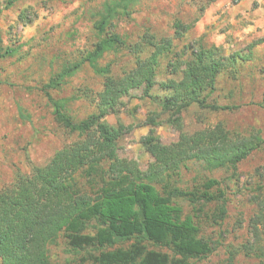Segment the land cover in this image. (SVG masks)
<instances>
[{
    "label": "rangeland",
    "instance_id": "1",
    "mask_svg": "<svg viewBox=\"0 0 264 264\" xmlns=\"http://www.w3.org/2000/svg\"><path fill=\"white\" fill-rule=\"evenodd\" d=\"M126 2L0 0L1 47L3 52L9 51L0 59V191L80 140L54 123L47 95L61 101L64 112L75 122L83 121L101 108L108 91L106 79H116L134 68V56L127 48L103 53L93 68L86 63L108 35L118 36L127 46L140 43L146 35L170 39L174 53H184V60L199 45L219 47L225 57H249L238 62L234 72L221 73L215 92L204 96L205 106L233 110L191 105L175 117L159 114L156 104L170 97L160 85L179 80L167 69L170 59L161 60L150 78V91L144 86L134 89L119 107L106 112L105 123L123 131L117 142L119 160L132 161L146 172L163 163L160 159L169 145L217 127L232 136L258 132L264 141V112L259 107L264 94V44L254 46L264 37V0H218L203 12L206 0ZM106 16L111 18L101 34L94 27ZM176 24L188 27L181 37L175 34ZM98 69L108 72L101 75ZM158 114L156 128L144 126ZM207 179L221 182L227 216L219 225L203 226L202 236L214 251L193 264H260L241 252V247L253 243L251 222L257 208L252 198L264 185V145L238 166L234 177L224 170L209 172L201 163H188L176 186L186 189ZM176 204L185 215L191 213L188 203L178 200ZM261 240L264 244V235ZM80 257L63 236L49 248L52 264H73Z\"/></svg>",
    "mask_w": 264,
    "mask_h": 264
},
{
    "label": "trees",
    "instance_id": "2",
    "mask_svg": "<svg viewBox=\"0 0 264 264\" xmlns=\"http://www.w3.org/2000/svg\"><path fill=\"white\" fill-rule=\"evenodd\" d=\"M216 1L206 0L202 12ZM110 18L97 23L95 31L103 34ZM175 30L181 37L188 27L176 24ZM262 44L264 37L254 46ZM120 48L134 56V68L116 79H106L108 91L97 115L75 122L64 112L61 101L46 96L54 123L80 140L0 191V264H52L49 248L60 236L81 256L73 264H193L213 253L202 228L226 219L225 191L215 179L179 188L180 171L188 163H201L209 172L224 170L234 177L238 166L263 147L260 134L232 136L221 127L198 132L166 147L160 159L163 163L142 172L134 162L117 158L123 131L113 130L104 119L132 90L144 86L150 91V78L164 59H170L167 69L179 80L160 85L170 97L156 101L159 114L175 117L191 105L231 111L232 107L205 106V98L215 92L221 73L234 72L237 63L249 57H225L219 47L199 45L184 60V53H174L170 39L146 35L140 43L127 46L118 36L108 35L86 63L93 68L103 53H116ZM8 52L2 51L0 40V59ZM97 72L103 75L108 70ZM259 107L264 112V94ZM159 114L144 126L156 128ZM263 191L264 185L252 198L257 208L251 222L253 243L241 247V252L260 264H264ZM178 200L192 206L190 214H184Z\"/></svg>",
    "mask_w": 264,
    "mask_h": 264
}]
</instances>
